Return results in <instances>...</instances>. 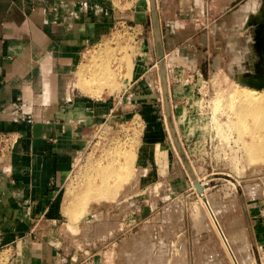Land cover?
<instances>
[{
  "label": "rangeland",
  "instance_id": "obj_1",
  "mask_svg": "<svg viewBox=\"0 0 264 264\" xmlns=\"http://www.w3.org/2000/svg\"><path fill=\"white\" fill-rule=\"evenodd\" d=\"M155 1L159 19L164 3L169 2V13L176 12L179 17L183 12L182 20L190 29V36L199 37H194L193 42H202L206 47L209 41L203 72L192 67L194 73L181 71V76L174 80L167 77L175 127L195 177L200 178V183L206 182L203 195L196 191L172 145L163 115L159 78H147L140 83L144 91L142 96L123 94L132 84V68L140 44L137 29L118 18L113 19L103 39L86 47L80 56L81 64L98 56L97 59L111 65L115 73L110 71L112 76L107 81L100 79L86 84H91L86 89L88 92L99 90V93L94 92L96 96L89 95L84 90L86 87L79 84L76 73L79 65L71 79L72 86L83 98L110 106L112 111L102 112L101 122L86 126L84 149L75 156L60 193L59 223L73 235L84 232L81 235H85V250L91 264L94 263L90 256L95 252V264H132L127 257L132 249L138 253L143 251L147 259L143 261L145 264H221L226 262L224 253L217 238L213 239L215 232L211 222L207 224L210 218L201 206L210 201L217 216L220 215L221 224L223 220L224 225L230 222L226 223L227 234L244 235V238L249 235L252 259L249 258L248 264H262L264 157L255 161L247 156L243 143L249 142L256 133L255 123L251 119L239 122L227 106L230 94L241 85H237L228 72L232 53L227 30L233 23L234 1L177 0L176 5L174 0ZM240 2L237 0L234 5ZM102 3L112 10L123 12L134 7L150 13L149 0H102ZM148 20L151 25L150 15ZM123 55L131 62L129 69L123 65ZM198 58L202 59L200 54ZM150 91H153L151 96ZM140 99H148L152 108L145 107L143 113L139 112L135 104ZM239 124L242 125L240 129ZM126 149L135 153L127 180L119 183L121 188L113 198L93 197L95 194L88 192L84 184L88 174L94 176L101 165L116 158L121 160V152ZM156 151L162 156L157 161ZM94 181L98 183V178ZM83 203L84 207H80ZM79 210L81 216L78 217ZM238 216L243 222L242 226V223L238 225L241 229L236 224L230 228ZM136 242L144 244L134 249L138 247ZM148 247L150 255H147Z\"/></svg>",
  "mask_w": 264,
  "mask_h": 264
},
{
  "label": "crops",
  "instance_id": "obj_2",
  "mask_svg": "<svg viewBox=\"0 0 264 264\" xmlns=\"http://www.w3.org/2000/svg\"><path fill=\"white\" fill-rule=\"evenodd\" d=\"M102 4L0 0V131L21 134L12 154L0 162V264H91L84 232L67 231L57 209L75 156L84 149L87 124L101 122L103 113L112 110L83 98L71 79L82 51L100 42L118 18L137 29L140 44L132 84L123 94L142 96L140 83L158 77L147 10L122 12ZM183 16L171 15L169 2L160 11L167 77L172 80L181 71L194 73L192 67L203 72L208 60L209 41L206 47L193 42L199 37L190 36ZM135 105L142 113L153 106L148 99ZM159 152L156 161L162 157ZM95 254L90 256L94 264Z\"/></svg>",
  "mask_w": 264,
  "mask_h": 264
},
{
  "label": "bare ground",
  "instance_id": "obj_3",
  "mask_svg": "<svg viewBox=\"0 0 264 264\" xmlns=\"http://www.w3.org/2000/svg\"><path fill=\"white\" fill-rule=\"evenodd\" d=\"M229 1L235 2L237 0H229ZM234 2H232L233 3L232 6H234V7H232V10H231V13H232L231 16L233 19V23L227 30V35L230 38L229 50L232 53L231 59L229 61V68H230V71L232 73H236L238 76H242L245 73L253 74L255 72L256 66H255L254 59L250 58V57L253 55L256 56L255 44H256V37L257 36L255 33V30H256L255 25L256 24L254 22L252 23V19H253L254 15L259 13L261 0H241V2L237 5H234L235 4ZM117 50H118V48H117ZM106 52L110 53V51H106ZM118 52H120V51H118ZM90 57H92V56H90ZM97 57L98 56H93V58L91 60L89 59V61L87 63L81 64V62H80L78 69L76 71L77 77L80 81L79 84H82L83 87H86V88H84L85 91H86L87 87L91 85V84L88 86L86 85L89 81H97L100 79H106V81H107V79H109L110 76H112L111 72H110V71H112L110 69L111 65H109V64L107 65L106 63L102 62L101 59L98 60ZM120 57H122V56H120ZM114 59L118 60V58H114ZM123 62H124V64L123 63L122 64L124 66L127 65L126 67H128V69H129L131 66V62L127 59V55L124 56ZM122 64L120 66H122ZM118 68H119V66H118ZM112 73L114 74L115 72L112 71ZM116 73H117V71H116ZM118 73H120V72H118ZM77 77H76V79H77ZM76 82H77V80H76ZM79 84H78V86H80ZM109 84L112 85L110 82H109ZM237 85H238V82H237ZM239 85H240V83H239ZM82 86L80 88H82ZM88 89H90V87ZM92 89H90V90H92ZM96 90L97 89H95V91H94L95 93H96ZM98 91L99 90H97V93H99ZM86 92H88V91H86ZM94 92H88V93H89V95H91ZM95 93H94V95L96 96ZM99 95L100 94H98V96ZM229 101L230 102L227 103L228 109L239 120V122H240V120L251 119L255 123L256 133L252 136V139L249 142L243 143V147L245 149V152L247 153V156L250 159L255 160V161H257L259 158H263L264 157V88L263 89H255L253 87H248V86L241 84L240 86H238V88L233 93L230 94V100ZM237 126L239 129L242 128V125H240V124ZM121 156H122L121 160H118L116 158L112 161L107 162L105 165H101L100 167H98V169H96V171H95L94 176L88 174V176L86 177V179L84 181V184H85V187H86L88 192L95 194L93 197L99 196V197L105 198V200L107 198H110V197L113 198L116 195L115 193L119 191V188H121V187H118L119 183L125 179L127 180L126 174L129 173V171H131L129 169V167L131 164H133V160L135 159V153H133V151L131 149H128V150L126 149L123 152H121ZM96 177L98 178V183H96L94 181L96 179ZM136 177H137V175H136ZM128 180H130V179H128ZM199 180H200V178H199ZM205 183H200L202 188H204ZM133 184H134V182H133ZM125 189H126V187H125ZM204 190L205 189H203V191ZM126 191H127V189H126ZM121 192H122V190H121ZM121 194H124V191ZM209 202L210 201H205V203L203 202L204 204H201V206H204V210L207 212V215L210 218V220H209V222H207V224H209L211 222V226L213 227V231L215 232L214 233L215 237L214 238L212 237V238L213 239L217 238V241H219L218 243L221 246L220 248L222 249L221 252L224 253L223 256L225 257L226 262L223 261L225 259H222L223 263H221V264H248V260L252 259L251 255H250V250L248 248L250 246L249 244L251 243L249 240V237H248L249 235L244 238L243 237L244 235L238 237L239 235L237 236V234L236 235L233 233H232L233 235L227 234L226 223L230 224V222L225 223V225H226V228H225V225L223 224V222H224V220H223V222H222L223 226H222V224L220 222L221 219L219 220L220 215H219V217L217 216L216 212L214 211V208H212V206ZM83 205H84V203L82 204V206ZM82 206H80V207H82ZM223 214H224V212H223ZM77 215H78V217L81 216L80 210L78 211ZM235 215H237V214H235ZM234 217H237V216H234ZM241 217H242V215H241ZM202 219L204 220V218H202ZM207 219H208V217H207ZM231 220H232V218H231ZM240 223H242V224L240 225ZM204 224H206L205 221H204ZM235 224L237 226L243 225L242 219H240L239 216L236 220H234V222L231 223L230 228H232ZM207 226H209V225H207ZM240 226H238V227L241 229ZM223 227L225 228V230ZM228 228H229V226H228ZM209 229L210 228H208V231H209ZM240 229L237 228L238 231ZM235 230H236V228H235ZM229 231L230 230L228 229V232ZM234 233H235V231H234ZM212 234L213 233H211V236H214V234L213 235ZM208 236H209V234H208ZM247 237H248V239H247ZM140 239H142V238H140ZM208 242H211V241H208ZM136 243H135V245H136ZM142 244H144V243L141 242V245H139L137 243L138 247L134 248L133 245H132V247L134 249H139L140 246H142ZM202 244L204 245V242H202ZM217 247H218V245H217ZM132 250H131V252L127 253V257L130 258V260H131V262L130 261L129 262L132 264H145L143 262L145 259V255H144V253H142L143 251H140L138 253V250H135V251H132ZM144 250H146V248ZM148 250H150V248L147 249V255L149 254ZM217 250H219V249L217 248ZM209 252H210V250H209ZM209 252H206V253L211 254ZM218 252H217V254H218ZM221 254H219V255H221ZM262 255L263 256L261 257L262 258L261 263L264 264V254H262ZM133 258H134V260H133ZM145 260H147V259H145ZM218 264H219V262H218Z\"/></svg>",
  "mask_w": 264,
  "mask_h": 264
},
{
  "label": "water",
  "instance_id": "obj_4",
  "mask_svg": "<svg viewBox=\"0 0 264 264\" xmlns=\"http://www.w3.org/2000/svg\"><path fill=\"white\" fill-rule=\"evenodd\" d=\"M150 5V22L153 36V44L157 62V71L158 78L161 84V94H162V109L165 120V125L168 130V134L170 135L172 145L179 156L184 168L191 178V182L195 187L196 191L199 195H203V188L201 187L200 181L197 177H195L194 170L188 160V156L182 146V142L177 133V129L175 127L174 116H173V108L171 104V96L168 87L167 80V69H166V60L165 53L163 48V40H162V30L159 19L158 8L155 0H149ZM256 25V48L255 53L256 56H251L250 58L254 59L255 62V72L253 74H243L242 76H238L236 73H232L228 70L229 75L238 83L253 87L255 89H263L264 88V0H261V5L259 9V13L254 15L252 19V23Z\"/></svg>",
  "mask_w": 264,
  "mask_h": 264
},
{
  "label": "built area",
  "instance_id": "obj_5",
  "mask_svg": "<svg viewBox=\"0 0 264 264\" xmlns=\"http://www.w3.org/2000/svg\"><path fill=\"white\" fill-rule=\"evenodd\" d=\"M20 137L21 134L17 131H0V162L12 154Z\"/></svg>",
  "mask_w": 264,
  "mask_h": 264
}]
</instances>
